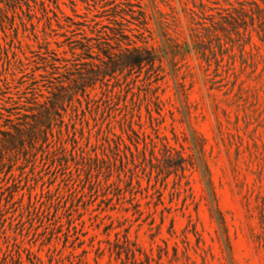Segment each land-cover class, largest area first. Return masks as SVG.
I'll use <instances>...</instances> for the list:
<instances>
[{"label":"rangeland","instance_id":"374dc122","mask_svg":"<svg viewBox=\"0 0 264 264\" xmlns=\"http://www.w3.org/2000/svg\"><path fill=\"white\" fill-rule=\"evenodd\" d=\"M86 1L60 0L66 17L81 21L75 10L87 17V25L67 20L66 33L54 23L49 40L57 55L41 50L33 29L24 32L19 19V31L7 34L4 27L10 28L14 18L0 22V129L33 124L24 115H31L26 110L36 100H45L52 111L56 140L66 137L63 123L86 133L88 126L93 133L112 126L119 134L133 120L136 131L152 133L151 111L160 120V132L186 139L195 156L197 167L188 173L192 197L173 193L172 177L167 189L157 184L163 195L154 196L155 204H148L145 190L139 192L136 200L144 214L134 215L130 202L107 204L101 195L91 196L82 161L81 176L71 175L27 147L31 156L22 152L12 173L0 176V264H14L19 255L28 264L31 254L42 264H121L107 248L125 235L149 258L146 264H264L263 34H246L239 21V35H195L189 13L193 1L227 6L226 0H141L150 31L140 29L141 36L130 18L116 21L113 0ZM37 15L41 43L45 23ZM203 22L210 26L209 20ZM123 31L140 45L139 38L148 40L162 60L160 75L147 68L125 71L88 87L82 96L73 94L74 82L82 84L92 69L102 67L105 57L97 47L115 57L127 52ZM64 33L70 38L66 43ZM78 40L94 49L82 51ZM154 95L162 101L163 119ZM67 158L71 165L78 160L71 154ZM147 180L143 176V189Z\"/></svg>","mask_w":264,"mask_h":264},{"label":"trees","instance_id":"16d2710c","mask_svg":"<svg viewBox=\"0 0 264 264\" xmlns=\"http://www.w3.org/2000/svg\"><path fill=\"white\" fill-rule=\"evenodd\" d=\"M83 1L87 3L86 0ZM261 1L264 4V0ZM59 2L60 0H0V22L3 24L4 19L10 16L14 18L10 28L4 27V33L7 34L8 30L18 32L19 26L16 19H19L24 32L30 31L29 28L33 29V36L39 43L38 47L41 50L45 49L46 54L55 53L57 55V51L51 48L49 40L51 38L50 32L54 31V23L57 28L66 33L70 31L66 30L67 27H70L67 26V20L77 26L85 27L87 25V17L78 15L75 10H73L75 17L81 21L75 22L66 17ZM208 2L210 1L208 0ZM225 2L227 6H222L218 1L210 2V5L201 2L197 6L196 2L193 1L194 9L189 10L193 24L192 32L197 36L201 32H211L218 38L220 34L239 35L242 26L238 22L242 21L243 30L246 34L255 31L264 36V7H261L255 0H226ZM94 3L99 4L96 1ZM111 5L115 9L113 17L116 21L120 19V22L123 20L130 22L128 20L130 18L132 23L137 26L135 30L140 36L145 34L140 29L150 32L147 27V14L141 0H113ZM37 14L42 15V21L45 23L41 43L37 33L41 19ZM197 16L202 20H197ZM206 20H209L210 26L203 22ZM66 33L63 34L65 37L63 43L70 40ZM122 35L128 39V43L122 47L127 52L115 57L97 47L98 53L104 55L107 60L102 59V67L91 70L88 80H82V84L74 82V85L70 86L73 94L82 96L88 87H93L96 83L104 85L109 78H115L125 71H143L147 68L149 72L152 71L153 74L160 75L159 72L163 70L162 60L155 49L148 46V40L139 38L142 43L140 45L131 37L125 36L124 31ZM15 39L19 44L21 43L18 36ZM76 42L79 43V49L82 51L88 52L94 49L90 45H84L82 41ZM57 45L58 48L62 47L61 43H57ZM0 47L4 49L1 43ZM64 62H67L66 59ZM24 67L26 65L22 63V68ZM40 96L42 99L46 98L42 93ZM154 98L157 100L156 104L159 108L158 115L163 119L162 101L156 95ZM45 103V100H36L33 103L34 106L29 107L30 110H26V112H31V115L25 114L24 116L33 119V124H30L28 128L10 126L5 131L0 129V176L4 173H12L13 168L21 163L20 154L22 152L26 158L31 156L28 147L31 150L39 151L42 161H48L54 168H61L71 175L81 176L79 174V162L82 161L88 167L89 173L86 179L89 183V193L93 194L91 196L97 195V198H100L101 195L103 198L101 201L107 202V204L114 201L120 203L123 200L130 202L133 208L137 209L134 215L142 216L144 214L140 210L141 204L136 200L137 194L145 190L148 194L146 196V199H149L148 204L154 203L156 194L159 193V197L163 195L157 188V184L161 182V187L167 189V181L172 177L174 178L173 193L180 197L185 196V199L192 197L188 173L197 167L195 156L189 152L191 148L186 146V139H181L175 132L173 138H169L160 132V129L157 128L160 120L154 117L151 111L149 114L152 133L142 131L141 127L140 131H136L133 127V120L128 121L125 127H121L119 134L115 132V128L112 126L106 128L101 126L95 133L88 126L86 133L84 128L81 130L75 127L70 129L69 124L63 123L66 137L56 140L54 138V115L49 108L44 107ZM7 121L11 122V119ZM155 124L157 125L155 126ZM1 127L6 126L2 125ZM61 129L59 130L60 135L62 134ZM68 154H71L73 158H78L73 163L74 165H71L67 158ZM37 160V154H35L34 165H36ZM118 163L119 165H117ZM114 176L116 177L115 181L112 180ZM143 176L148 179L145 189L141 184ZM152 180L155 181L153 185ZM150 190L153 193H150ZM10 198L13 200V195ZM133 202L135 203L133 204ZM159 202L162 203V200L159 199ZM2 205L1 202L0 209ZM126 211H130V209L128 208ZM164 219L165 217L162 216V223ZM108 244L107 249L110 257L121 262V264L149 263V258L126 235L123 236V239L117 237L115 241L108 242ZM100 251L104 252L103 249ZM31 256L33 255L28 256V264H42L39 258H35L37 260L34 261ZM14 264H25L21 255L14 261Z\"/></svg>","mask_w":264,"mask_h":264}]
</instances>
